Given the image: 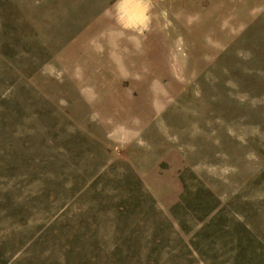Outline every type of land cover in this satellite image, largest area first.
I'll return each mask as SVG.
<instances>
[{
	"label": "rangeland",
	"instance_id": "rangeland-1",
	"mask_svg": "<svg viewBox=\"0 0 264 264\" xmlns=\"http://www.w3.org/2000/svg\"><path fill=\"white\" fill-rule=\"evenodd\" d=\"M0 264H264V0H0Z\"/></svg>",
	"mask_w": 264,
	"mask_h": 264
}]
</instances>
